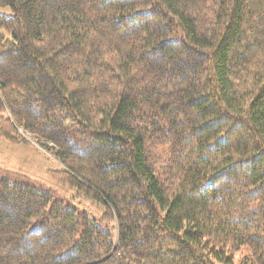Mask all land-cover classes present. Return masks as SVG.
<instances>
[{
    "label": "trees",
    "instance_id": "1",
    "mask_svg": "<svg viewBox=\"0 0 264 264\" xmlns=\"http://www.w3.org/2000/svg\"><path fill=\"white\" fill-rule=\"evenodd\" d=\"M18 129L104 212L0 169V264H264V0H0Z\"/></svg>",
    "mask_w": 264,
    "mask_h": 264
},
{
    "label": "rangeland",
    "instance_id": "2",
    "mask_svg": "<svg viewBox=\"0 0 264 264\" xmlns=\"http://www.w3.org/2000/svg\"><path fill=\"white\" fill-rule=\"evenodd\" d=\"M6 12L3 10V13ZM18 132L26 143L12 145L0 139V169L29 178L35 186L52 192L56 198H62L79 210L88 212L93 218L99 219L104 212L103 206L94 198L85 196L67 185H61L51 178L48 171L59 170L52 154L39 146L32 136L25 134L21 129H18ZM48 147L51 151L55 150L51 145Z\"/></svg>",
    "mask_w": 264,
    "mask_h": 264
}]
</instances>
